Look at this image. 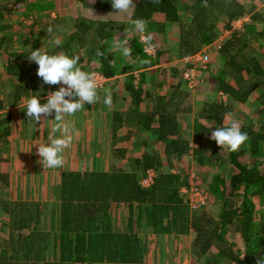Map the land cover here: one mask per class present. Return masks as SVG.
<instances>
[{
  "label": "trees",
  "instance_id": "1",
  "mask_svg": "<svg viewBox=\"0 0 264 264\" xmlns=\"http://www.w3.org/2000/svg\"><path fill=\"white\" fill-rule=\"evenodd\" d=\"M261 3L264 0H255L247 7L242 0H193L189 5L191 21L188 23L178 20V0H140L134 10V19L146 20L156 12H164L168 21L177 22L181 56L198 52L225 31L230 33L218 50V59H210L208 63L209 79L215 93L220 95L200 102L193 132L190 135L178 132L175 123L178 116L190 115L191 104L189 108L188 104L180 106L183 100L190 102L191 91L187 87L179 95L177 92V97L174 94L173 98L178 100L173 104L176 106H165L160 98L150 114L153 117L158 115V132L166 143L168 160L178 161L191 155L201 166L231 167L229 178L218 170L211 173L212 170L207 171L209 168H206V174L211 176L207 187L209 203L216 208L214 212L208 211L209 204L198 211L189 208L181 194V188L188 185L186 174L160 171L150 188H142L139 183L142 172L149 167H158L160 158L158 154L146 153L138 167L130 172L117 169L64 172L59 210L56 211L59 214L58 225L53 220L49 230L41 224L43 210L39 204L2 201L4 210L11 213V227L4 241L12 249L4 248V257L12 261L22 259L26 264L41 261L43 264L141 262L145 248L138 235L131 230L118 231L111 223L112 204L121 202L128 205L130 214H140L154 233H194L191 254L200 259L211 253L206 264H257L258 257L264 258V218L258 219L255 202V197L264 192V167L257 160L264 144V112L258 130L250 124L241 125V131L246 132L250 139L248 148L254 153L251 165L240 159L246 153L245 149L228 151L209 139L215 127L235 120L237 106L247 102L253 92L260 90L264 97V49L255 46H264V24L262 30H254L257 21L264 22V13L258 10ZM92 5L113 10L111 0H96ZM250 12L252 21L243 30L235 29L233 22ZM80 28L83 33L75 37L81 46H85L86 31L92 26ZM94 32L98 40L94 50L103 55H95L94 58H100L99 66L92 71L98 70L107 76L117 67V62L122 61L123 65L126 60H116L113 47L109 49V44L102 41L107 37L105 27L94 26ZM36 39L34 48H39L42 38ZM3 41L0 38V46ZM49 53L54 54L53 50ZM143 53L142 45L135 41L133 58L140 62L148 61L144 66L154 65L152 58ZM110 55L116 60L114 64L110 63ZM26 62L24 69L12 64L7 69L8 74L23 75L37 70L35 62ZM2 108L0 100V110ZM170 134L175 138L167 136ZM7 181L8 175L0 173V190ZM206 181L204 179L203 182Z\"/></svg>",
  "mask_w": 264,
  "mask_h": 264
},
{
  "label": "crops",
  "instance_id": "2",
  "mask_svg": "<svg viewBox=\"0 0 264 264\" xmlns=\"http://www.w3.org/2000/svg\"><path fill=\"white\" fill-rule=\"evenodd\" d=\"M2 1L0 0V38L4 41L0 51L8 52L4 57L6 59L4 72L13 81V85H7L8 104L0 110V157H3L0 158V173L8 175L7 183L0 190V264H26L22 259L12 261L4 258V248L9 251L12 249L6 240L4 241L11 227V213L4 210L2 201L10 204L13 201L39 204L43 210L41 224L49 230L53 220L55 223L59 221V214L56 211L59 210L64 172L113 171L114 169L130 172L138 167L146 153L160 156L159 165L156 168L162 172L166 170L160 166L175 164L168 158H166L167 164L160 161L164 155L166 156V143L159 136L158 115L153 117L150 114L153 113L160 98L163 99L165 106L173 105L178 101L173 98L174 94L178 92L179 95V92H183L184 87H187L182 76L183 62L181 60L189 55H180L179 26L177 22L168 21L164 12H156L144 20L146 32L153 37L152 44L156 48V54L150 55L143 51V55L152 58L155 64L144 66L143 64L146 63L133 58V54L128 57L122 55L116 47L119 42L129 41L132 51L135 41L138 40V43L142 45L140 33L132 24L135 18L134 10L140 0H133L135 7L131 10V14L95 7L92 4L96 0H86L82 2L84 5L75 4L74 8L66 7L68 12L65 13L68 16L64 15V22H61L57 9L49 5L53 0H15V3L21 4V8L18 9L7 8ZM179 5L178 20L182 23L190 22L189 4L185 6L180 3ZM10 11H21L24 23L31 15L37 17L32 24H22L25 29L24 44L27 48H18V43L13 39L17 38L20 30L11 22L8 15ZM181 11H186V15H183ZM245 17L248 16L244 15L234 22L239 25L238 23ZM50 25L54 27L51 35L47 32ZM83 25L92 26L86 31L87 37L84 35L85 46H81L80 41H77L75 37L76 34L83 33L80 28ZM97 25L105 27L107 39L104 37L102 41L109 44V49L113 47L114 58L118 61L123 58L126 62L123 65L120 63L122 61L117 62V67H114L112 73L107 75L108 80L102 88H99V98L94 105L86 103L84 108L74 116L65 117L73 124L74 131L73 143L63 152V166L56 169L43 168L39 163L40 157L35 143L46 142L47 131L55 121L42 119L37 125L34 121H29L25 112V100L36 95L40 96V102L44 103L48 92L58 90L60 85L44 84L37 76V70L25 72L23 75H10L7 69L12 64H18L24 69V64L29 61L27 56L34 48L36 38L41 37V44H44L45 48L42 45L39 47L48 52L53 50V53L63 52L69 56H79V66L82 70L91 73L92 69L98 68L100 59L98 56L94 58L97 55L94 48L98 44L94 35V26ZM33 34L34 38L27 37ZM10 35H12L11 41L8 40ZM69 37L71 40L68 41ZM53 38L60 41L58 46L50 43ZM217 53L211 55V60L218 59ZM109 58L110 63L114 64L116 60L112 58V55ZM27 75H30L29 79H26ZM104 89L111 90V105L104 103ZM187 104L189 108L191 103L183 100L180 106L184 107ZM174 106L176 105L172 107ZM53 118L54 114L49 117V119ZM194 120L195 118L191 119L188 116H178L175 122L177 131L190 135L194 130ZM167 136L175 138L173 134ZM255 198V202L259 198L264 200V192ZM127 210L128 214H111V223L118 231L131 230L138 235L140 243L145 248L143 260L130 263L105 261L93 264H187L186 259L180 258L177 261L174 258L179 254L176 251L175 242L181 236L192 233L185 235L154 233L140 214H130L129 208ZM257 211L256 207V214ZM27 264L32 263L27 262Z\"/></svg>",
  "mask_w": 264,
  "mask_h": 264
},
{
  "label": "clouds",
  "instance_id": "3",
  "mask_svg": "<svg viewBox=\"0 0 264 264\" xmlns=\"http://www.w3.org/2000/svg\"><path fill=\"white\" fill-rule=\"evenodd\" d=\"M158 2V0H154ZM113 10L119 13L131 14L135 7L133 0H111ZM132 24L135 30L141 34V42L146 48L152 49L153 37L146 32V23L143 19H134ZM49 35L54 32V27L47 29ZM50 43L58 46L60 41L53 38ZM116 47L125 57L132 55L129 41L119 42ZM97 55H103L97 52ZM27 59L38 65L37 76L47 85H60L58 90L47 94L46 102L41 103L40 96L33 95L25 100V112L29 121L39 124L42 119L55 121L47 131L45 143H35L40 157L39 163L43 168L56 169L64 164L63 152L73 143V124L65 117L74 116L82 110L86 103L94 105L99 98V85L95 73L82 70L79 66L80 57L69 56L66 53L50 54L47 50L33 48ZM148 61H142L147 63ZM106 105H111V90L104 89ZM54 114L53 119H49ZM220 148L228 151H237L248 139L247 133L241 131V126L236 120H230L222 127H215L209 136ZM257 264H264V258H257Z\"/></svg>",
  "mask_w": 264,
  "mask_h": 264
},
{
  "label": "rangeland",
  "instance_id": "4",
  "mask_svg": "<svg viewBox=\"0 0 264 264\" xmlns=\"http://www.w3.org/2000/svg\"><path fill=\"white\" fill-rule=\"evenodd\" d=\"M15 0H3L2 3L6 4L7 8H11V9H15L12 5L13 3L16 4L14 2ZM85 0H53V2H51L49 5L55 7L57 10V12L59 13V18L61 17V22H64L63 18L64 15H67L65 12H68V9H66V7L71 6V8H74L75 4H79L82 5ZM180 1V3L182 5H190L191 2L193 0H178ZM243 2L250 7L255 0H243ZM257 2V1H256ZM84 5V4H83ZM188 5V6H189ZM21 8V7H20ZM18 9V8H16ZM258 10H261L262 13H264V3H261V5L258 6ZM183 15H186V11L182 12ZM251 13V12H250ZM247 15L248 17L243 18V21H240V23H238L239 25L236 24V22L233 24V26H238L236 27L237 30H243L245 28V23L248 21H252V17L250 14ZM9 18L11 20V22L13 23V25L20 30L19 33H17V38H13L16 40V42L18 43L20 49L22 48H27V46L24 44V38L23 37L25 35V29L23 28L22 24L25 25L24 23V19H23V15L21 13V11H10L8 13ZM68 16V15H67ZM263 19H264V14L262 15ZM66 21V20H65ZM248 22V24L250 23ZM247 24V23H246ZM263 21H257L254 30L256 31H260L263 29ZM229 31H225L223 32L221 35L223 36V42L225 40V38L229 35ZM20 35V36H19ZM11 37L12 35H10V37L8 38L9 41H11ZM27 37H35V35L33 34L28 35ZM60 37V35L58 36ZM253 38V36L251 37ZM257 43V42H256ZM11 45V44H10ZM43 46V48H45L44 44H41ZM256 47H258V49H264V46H261L260 44H255ZM15 48V47H13ZM211 49V48H210ZM216 50V51H215ZM8 53L7 51H0V100L3 102V106L7 105L8 103V94H7V85L11 84L13 85V81L10 80V78L5 74V70H6V59H4L5 54ZM213 53H217V49H215V47L213 46L212 49L210 50V59H211V55ZM214 61H216L215 59H213ZM210 63V60H209ZM216 64V63H215ZM209 66V64H208ZM5 68V69H4ZM200 82L198 83V85L196 86L195 89L190 90L191 94H190V103H191V111H190V115L188 114V116L192 119V118H198V109H199V104L200 102H204L205 100L209 99L210 97H212L213 99L217 98L218 93H215L213 85L211 80L209 79L211 74L209 71V68H207L206 71H200ZM30 75H27L26 79H29ZM34 78V77H33ZM6 84V85H3ZM3 85V86H2ZM102 86H100L99 88H102ZM262 92L260 90H256L255 92H253L249 98V100L243 104H239L237 106V109L234 113V117L235 120L241 125H253V127H255L257 130L261 127V117L263 116V112H264V97L261 96ZM226 95H223V99L225 98ZM260 98V99H259ZM192 121V120H191ZM248 141H250V139L248 138L239 148V150L235 151V152H239L241 151V149H245L246 153L244 155L240 156V159L242 161L247 162L249 165L252 164V159L254 153L251 151L250 148H248ZM261 152H259L258 154V162L260 163V165L262 167H264V144L262 143V147H261ZM222 152V151H221ZM223 154H226L225 151L222 152ZM255 157V156H254ZM3 158V157H0ZM166 158L167 156H163L160 161H164L166 164ZM252 158V159H251ZM172 162H174L175 164H173L172 166H168V165H162L160 166L162 169L164 170H170V169H176L178 171V173H183L184 175L186 174L188 176V184L193 183V184H197L199 187L204 188L205 190H208L207 187V183L208 180L211 178V176H208V174H206L207 171H210L211 173L216 172V170L220 171L221 173H223L226 178H229L228 176L231 173V167H227V168H221V167H217L215 166V164H213L212 168H209V165L206 166H201L199 165L193 158V156L188 155V156H184L182 159L180 160H176L172 158ZM126 165V164H124ZM120 166V165H119ZM120 168H123V166H120ZM206 168H209L206 171ZM145 172L146 170H144L142 173V177L139 179V183L141 181V179L145 176ZM208 176V177H207ZM204 179H207L206 182H203ZM209 199H210V192H209ZM208 204L210 205L211 203H209L208 200ZM207 204V205H208ZM112 214H128V205L121 203V202H114L112 204ZM206 205V206H207ZM256 207L258 209L257 211V217L258 219H261L262 217L264 218V214H261L262 212H264V200H260L257 199L256 201ZM215 205H210V207L208 208V211L210 212H214L215 211ZM264 222V219L262 220ZM195 234L192 233L191 235L188 236H181L180 239H178L176 242L173 241V243L175 242L176 245L175 247L177 248V253H179L177 256H174V258L178 261V259L181 258V260L186 259L188 261L187 264H196V263H200V264H206V262L208 261L209 257L211 256V253H207L204 254L203 257H201L200 259H196L195 257H193V255L191 254V242L194 239ZM263 239H264V233H263ZM185 247H187V251H185ZM168 249V248H167ZM190 250V251H189ZM10 253V252H9ZM189 257V259H188ZM6 260L8 257H4ZM162 260H166L165 258H162ZM228 263V262H227Z\"/></svg>",
  "mask_w": 264,
  "mask_h": 264
},
{
  "label": "built area",
  "instance_id": "5",
  "mask_svg": "<svg viewBox=\"0 0 264 264\" xmlns=\"http://www.w3.org/2000/svg\"><path fill=\"white\" fill-rule=\"evenodd\" d=\"M14 8H20L21 4L16 3L12 5ZM37 17L35 15L29 16L26 20V24H32L35 22ZM235 23V22H234ZM233 23V24H234ZM238 27V26H233ZM223 36L220 35L219 38L216 39L212 44L204 46L201 50L198 52L191 54L189 56H185L182 58L183 62V71L182 76L183 79L186 82L187 88L190 90L195 89L198 83L200 82V71H206L208 68V63L210 60V48L213 46L215 49L219 50L222 43H223ZM140 40H141V34H140ZM143 51L150 55L156 54V48H146V46L142 43ZM91 73H95L97 83L100 86H102L107 80V76H105L103 73H101L98 70H94ZM172 173H178L176 169H170L168 170ZM160 170H158L156 167H149L146 169L145 176L141 179L140 185L143 188H150L158 175ZM162 172V171H161ZM181 194L185 197L189 208L192 211H198L203 206H206L208 204L209 200V192L205 190L204 188L199 187L197 184L190 183L186 186H183L181 188Z\"/></svg>",
  "mask_w": 264,
  "mask_h": 264
}]
</instances>
